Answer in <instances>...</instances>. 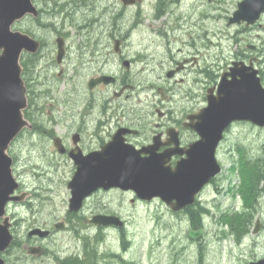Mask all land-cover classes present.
Returning <instances> with one entry per match:
<instances>
[{"label": "rangeland", "instance_id": "1", "mask_svg": "<svg viewBox=\"0 0 264 264\" xmlns=\"http://www.w3.org/2000/svg\"><path fill=\"white\" fill-rule=\"evenodd\" d=\"M162 1L143 0L124 9L125 6H122L120 0H70L68 12L57 14L51 0L48 2L33 0L43 10L39 22L37 19L26 17L16 21L13 29L30 32L33 37L42 40L40 55L37 58L26 56L28 67L22 75L27 89L35 93L34 99L40 102L42 112L37 116L38 122L51 123L53 126L50 127L55 133L63 134L67 130L71 131V127L66 126L70 125V119L55 122V116L59 115L57 110L64 109L67 103L70 108L71 104L76 105L91 98L86 81L97 65L90 66L87 47L95 43V40L107 43L108 36L113 44V37L117 31H126L127 45L133 49H129L130 52L135 53L137 50L143 58V61L131 69L130 78L138 81L135 83L137 87L134 91L137 93H134L127 102L129 108L140 107L139 104L144 103L145 95L151 93L149 89L140 92L141 88L161 74L155 62H151L150 54L158 44L160 50L168 45L167 37L161 35V31H169L172 34L177 30L174 28L177 20L170 18L174 13H189L184 30L186 32L183 33L184 36L174 37L177 39L174 44L179 45L183 39L190 43L201 44L200 49L206 53L208 65H212L209 66L210 68L216 69V64L223 66L228 58L233 57L236 45L240 44L248 51L253 50L255 67L264 70V64L261 63L264 53V14L250 27L242 24L227 25L228 16L236 9V4L240 0H183L178 8L172 6L171 10L166 11L168 13L162 11ZM107 6L111 8L110 14L106 12L103 15V10ZM124 10L126 11L121 13ZM118 11L120 17L115 18ZM59 36H63L66 44L70 45L65 62L60 64L55 59L57 53L55 40ZM77 45H85L82 53L76 50ZM253 45L255 48L251 49ZM159 56L161 55H157L156 58ZM221 57L225 60L224 58L220 60ZM72 64H74L73 71H71ZM111 69L118 70L119 67L113 68L111 65ZM260 76L264 86V73L260 72ZM93 94L98 96L99 92ZM202 102L203 100H198L196 103ZM96 106L98 110L100 106L97 104ZM230 137L234 146L230 151L234 152L232 156L236 160L228 157V149H222L221 172L227 177L231 175L235 182L236 176L230 167L232 165L236 167L239 161L236 154L239 152L236 149L237 145H248L249 150L245 151V154L253 156L256 149L264 148V129L251 124H240L234 127ZM8 152L13 158V175L22 186L19 187L21 191L16 194L24 196L20 201L10 202L6 212L18 223L14 224L16 238L23 240L27 228L32 223L51 227L66 216L69 197L66 182L69 180L67 173L70 171V164L57 155L50 137L45 133L32 137L28 132L23 131L10 144ZM237 175L239 180V172ZM226 187H228L227 180L222 183L221 188ZM217 196H222L220 198L222 208L228 206L240 208L245 203L242 198L229 192L218 193ZM130 197L132 196L129 194L124 198L107 196L110 205L120 208L124 218L125 235L130 239L127 241L126 252H123L127 261H133L132 264H196L195 250L198 246H192L191 252L186 251L184 247L187 241L185 238L187 214H173L159 200L133 204L129 201ZM118 199L121 200V206L117 205ZM85 213H89V210L86 209ZM219 215L220 212L214 206L201 214L206 230L205 238L201 241L205 264H249L250 261L261 259L264 255V195L260 198L257 213L249 223L250 231L257 220L263 223L261 233L254 236L252 242L237 240L234 235L226 233L227 229L220 236L218 229L223 225L217 220ZM100 233L103 236L100 234L99 236L103 238L95 239L90 247L94 246L102 253L119 251L121 232L118 228L111 227ZM84 240L87 242L86 237ZM49 242L55 253L60 256L73 252L80 253L81 250L86 252V246L81 245V239L72 236L71 230L57 229ZM16 252L14 249L7 256L10 264L20 262L17 260ZM111 257L113 256L108 257L107 260ZM46 262L52 260L47 259Z\"/></svg>", "mask_w": 264, "mask_h": 264}, {"label": "flooded vegetation", "instance_id": "2", "mask_svg": "<svg viewBox=\"0 0 264 264\" xmlns=\"http://www.w3.org/2000/svg\"><path fill=\"white\" fill-rule=\"evenodd\" d=\"M182 2L184 1L163 0L162 11H169L172 6H177L176 8H178ZM122 6H125L124 9H126L133 5L122 4ZM110 11L111 8L107 6V8L103 10V15H105L106 12L110 14ZM112 11L114 12V10ZM125 11L126 10L121 11V13ZM178 11L180 12V9H178ZM42 12L43 10L39 8L40 14L37 18L40 19ZM172 12H174V9ZM188 15L189 13H174L170 18L177 20V22L175 21L174 26L177 30L172 34H170L169 31L160 32L161 35H166L168 45H166L165 49L160 50V44H158V47L152 51L150 57L152 59L151 62H155V66L160 70L161 74L158 75L155 80L148 82L147 86L141 88L140 92H143L144 90L148 91L149 89L151 93L150 95H145L144 103H140V107L129 108L127 105L128 100L133 97L134 93H137L134 91L137 87L135 83L138 81L130 78L132 74L131 69L133 66L137 65V63L143 61V58H141L139 51L137 50H135V53L130 52L129 49L132 48H129L127 45L126 41L128 34L126 31H117L113 37V44H111L110 36L107 35V43L95 40V43L91 44L90 47H87L90 58L89 61L91 62L90 66L92 64L93 67L95 64L97 65V68H93L95 71L86 81L87 90L91 98H87L85 102L80 101L76 105L71 104L72 107L70 108H68L70 105L67 103L64 109L57 110L59 115L54 118L55 122L66 118L70 119L72 123L70 122V125H66L67 127H71L70 132L67 130L63 134L55 133L50 127L53 126L51 123L38 122L37 116L39 112H42L41 105L40 102H36L34 99L36 94L27 89L28 101L26 111L31 127L24 131L28 132L32 137H35L40 133H45L47 137H50V141L55 147L57 155L70 164V171L67 173L69 179L66 182L67 188L68 182L78 169V162L80 160H85L88 155H95L96 153L101 152V150L110 144L111 141L114 142L111 147L112 152L109 148V153H104L105 158H109L112 153L119 158L124 156V153L136 150L140 157H152L155 160L163 162L166 169L170 170L173 174L176 165L180 162L194 160L195 158L209 157L207 150L197 144L201 137L194 128L198 122L197 116L200 110L207 103V94L208 92L211 94L216 92L220 76L223 73L229 72L231 64L234 61H242L248 65L254 63L255 56L252 52L253 50L248 51L238 44L236 45L233 57L228 58L223 66H218L219 64H216V69L213 67L210 68L209 66L212 65H208L206 61V53H203L200 49L202 46L201 44L190 43L184 39L181 40L179 45L174 44L177 40L175 38L184 36L183 33L186 32L184 30H186L185 24L188 21ZM119 17L120 11L116 13L115 18ZM244 26L250 27L246 25ZM109 35H111L110 32ZM103 39L105 38L103 37ZM116 40L118 41L117 43L115 42ZM39 42L40 47L36 53L24 54L28 56L30 55V58H37L42 49V42L40 40ZM69 47L70 45H68V43L66 44V39L64 38V52L62 58L60 61H57L55 57L58 64L65 62ZM84 47L85 45H77L76 50H78L79 53H82ZM253 48H255V45H253ZM157 55L161 56L156 58ZM222 58L224 57H221L220 60H222ZM115 64L119 67L118 70L111 69V65H113V68L116 67ZM72 67L73 69L71 71L74 70V64H72ZM100 76H110L113 79L107 84L101 81L92 88H89V80L96 79ZM94 92H99L98 96H95L93 94ZM198 100H203V102L196 103ZM96 104L100 106L98 110ZM240 124L249 123H231L224 130L222 139L218 141L214 147L213 156L221 165V170L222 164L220 156L222 155V149H228L230 152V154L227 152L228 157L230 156V159L232 160L235 159V157L232 156L234 152L230 151L234 148L230 135L234 127ZM55 138H58L57 141L60 149L54 145ZM248 150V145L242 144L240 152L235 153L240 157L239 154L244 156L247 154H245V151ZM225 180H227L228 187L222 189V183ZM19 187L22 188L21 184ZM230 189L231 183L229 182V176L227 177L223 172H219L211 177L209 181L198 190L191 204L177 212L172 211L171 208L161 202L158 198L150 200H159L162 205L173 214H187L188 217L185 224V238L187 241L186 244H184V247L186 251L191 252L190 250H192V246H198V249L195 250V256H197L196 264H205L203 261L205 253L201 246V241L205 238L206 230L203 226L201 214L199 215V221H197L195 216H191L190 211L192 210L203 213L207 212L212 206H214L221 215H229L245 210V203H243L240 208H232L231 206L226 208L221 207L220 198L222 196H217V194L224 192H229V194H231ZM19 191H21V189H18L16 192ZM128 194L132 196L129 199L130 203L135 204L146 201L138 198L135 192L131 189L126 190L120 187H111L109 189L98 188L82 200L81 206L77 211H69L67 208L66 216L59 222L54 223V226L50 227L46 224L32 223L31 226L27 228L23 240L16 238L14 224L18 223H16V221H14L15 218L12 217L10 230L13 234V241L15 243L14 249L19 251H17L18 253L16 252L18 254V261L24 260L20 264H76L78 261L80 262L77 264L134 263L133 261H127L128 259L124 255L126 252L125 248L127 246V241L130 239L127 238L128 235H125L124 218L120 212L121 209L111 206L107 199L108 195H115L119 198H124ZM117 205H122L120 199L117 200ZM86 209L89 210V213H85ZM98 215L113 216L117 218V221L120 222V224L103 225L96 223L93 218ZM59 224H61V228H57V225ZM226 226L227 224L224 223V225L218 229L220 236L227 229ZM262 226L263 223H261L260 229ZM111 227L118 228L121 232V235L119 236V251L102 253L99 252L98 249V252H96L94 246L90 247L92 242L95 239L99 240L100 238H103L101 237L103 234L100 232H104ZM33 228L46 230L47 234L44 236H40L37 233L30 234V230ZM57 229L71 230L72 236L76 239H81V245L86 246V252L81 250L80 253L73 252L63 256L55 253L51 247L49 239L54 236V232ZM200 229L202 230L198 236L193 237L192 232ZM260 233V230L256 234L249 231L243 234L241 237L242 239H240L245 242H252L254 236H257ZM99 234L101 236H99ZM85 237L87 242L84 240ZM110 256L113 257H111L110 260H107ZM68 257L71 258L68 259ZM262 258H264V255ZM47 259H51L52 262L47 263Z\"/></svg>", "mask_w": 264, "mask_h": 264}, {"label": "water", "instance_id": "3", "mask_svg": "<svg viewBox=\"0 0 264 264\" xmlns=\"http://www.w3.org/2000/svg\"><path fill=\"white\" fill-rule=\"evenodd\" d=\"M121 1L129 5L141 0ZM263 12L264 0H240L228 17L227 25H253ZM38 13L32 0H0V264H5L1 253L6 251L13 238L6 205L10 201L22 200L24 196L15 194L19 183L12 172L13 159L8 149L23 129L31 127L24 116L27 89L20 59L23 52L33 54L40 47L39 40L24 31L13 29V24L28 15L37 17ZM56 44V59L60 61L64 39L57 37ZM112 79L110 76H100L90 79L88 86L92 88L101 81L107 84ZM197 118L194 128L201 137L197 144L207 150L209 157L180 162L173 174L163 162L152 157H140L136 150L124 153L119 158L114 153L105 158L104 153H109V148L112 152L114 142L111 141L101 152L88 155L78 162V169L68 182L69 211H77L82 200L96 189L111 187L131 189L142 200L158 197L173 211L191 204L198 190L220 171L213 150L230 123L248 121L264 127V86L259 70L251 64L247 66L243 62H234L230 71L221 75L216 94L207 95V105L200 110ZM54 140V145L60 149L58 138ZM93 220L103 225L120 224L113 216L98 215ZM61 227V224L57 225V228ZM259 227L257 220L254 232ZM201 230L192 232V236H198ZM32 233L44 236L47 231L34 228L30 230ZM249 264H264V258Z\"/></svg>", "mask_w": 264, "mask_h": 264}, {"label": "trees", "instance_id": "4", "mask_svg": "<svg viewBox=\"0 0 264 264\" xmlns=\"http://www.w3.org/2000/svg\"><path fill=\"white\" fill-rule=\"evenodd\" d=\"M43 1L48 2V0H43ZM51 1L54 10L55 7L57 8V10H59V5L60 7H63L66 4H68L70 0H59L60 3H58L59 1L57 0H51ZM36 19L39 22V18ZM30 34L33 35L32 33ZM26 56L28 55L24 54L21 60V65L23 67L22 75L25 74L26 69L28 67ZM262 57L263 59L261 60V63L264 64V53ZM28 58H30V55L28 56ZM260 70L261 73L263 74L264 70L262 69ZM24 116L26 118L28 117L26 109L24 110ZM261 148L256 149L253 156H246V155L242 156L240 154L239 161L237 163V166L235 167V169H237L236 171L239 172V176H241L240 177L241 182L238 186L237 191L244 199L246 209L239 213L237 212L229 215L219 216V221H222L223 223L227 224V226H229L230 232H232L235 235L237 240H239V238L245 232L248 231L249 223L252 222V218L254 214H256L258 211L260 195L264 187V148L263 150H261ZM233 168L234 166L232 167V169ZM190 214L191 216H195L196 217L195 219L199 221V215L202 213L191 210ZM14 244H15L14 241H12L11 245L3 254L6 264H10L7 256L11 254L12 250H14V246H15ZM96 252H98L97 248H96Z\"/></svg>", "mask_w": 264, "mask_h": 264}, {"label": "bare ground", "instance_id": "5", "mask_svg": "<svg viewBox=\"0 0 264 264\" xmlns=\"http://www.w3.org/2000/svg\"><path fill=\"white\" fill-rule=\"evenodd\" d=\"M70 3L71 2H68V4H66L65 6H63V7H60V5H59V10H57V8L55 7V10H56V13L58 14V13H66V12H68L67 11V7H68V5H70ZM55 13V14H56ZM177 19H179V18H177ZM42 41V40H41ZM44 43V42H43ZM44 45V44H43ZM32 62V61H31ZM37 63V62H36ZM197 212V211H196ZM196 218V217H195ZM192 220V219H191ZM196 221V220H195ZM192 222V221H191ZM198 224V223H197ZM205 227V226H204ZM17 249V248H16ZM18 251V250H17ZM19 252V251H18ZM17 252V253H18ZM16 254V253H15ZM85 255V254H84ZM14 256V255H13ZM74 256V255H73ZM80 256V255H79ZM89 256V255H88ZM92 256H93V254H92ZM15 257V256H14ZM82 257V256H81ZM86 257V256H85ZM22 258V257H21ZM20 258V259H21ZM69 258H71V257H68V259ZM74 258V257H73ZM77 258V257H76ZM88 258V257H87ZM22 259H24V258H22ZM94 259V258H93ZM18 260V259H17ZM79 260V259H78ZM84 260V259H83ZM12 261V260H11ZM22 261H24V260H22ZM22 261H20V262H22ZM82 261V260H81ZM91 261H92V259H91ZM20 262H17V263H20ZM80 261H78L77 263H79ZM90 262V261H89ZM76 263V264H77ZM90 263H92V262H90ZM97 263V262H96Z\"/></svg>", "mask_w": 264, "mask_h": 264}]
</instances>
